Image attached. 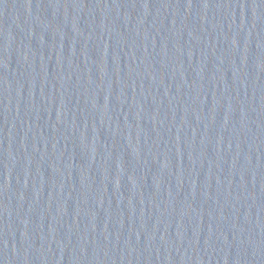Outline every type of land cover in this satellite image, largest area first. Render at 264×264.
I'll return each instance as SVG.
<instances>
[{"label":"water","instance_id":"water-1","mask_svg":"<svg viewBox=\"0 0 264 264\" xmlns=\"http://www.w3.org/2000/svg\"><path fill=\"white\" fill-rule=\"evenodd\" d=\"M0 264H264V0H0Z\"/></svg>","mask_w":264,"mask_h":264}]
</instances>
